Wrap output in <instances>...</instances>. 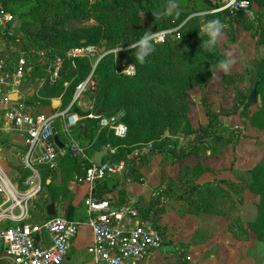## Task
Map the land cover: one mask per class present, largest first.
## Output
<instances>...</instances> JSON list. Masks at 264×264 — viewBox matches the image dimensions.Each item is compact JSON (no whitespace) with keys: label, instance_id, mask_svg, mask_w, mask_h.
I'll return each mask as SVG.
<instances>
[{"label":"rangeland","instance_id":"374dc122","mask_svg":"<svg viewBox=\"0 0 264 264\" xmlns=\"http://www.w3.org/2000/svg\"><path fill=\"white\" fill-rule=\"evenodd\" d=\"M58 1L47 9L41 4L32 9L38 0L4 2L17 16L15 34L26 40L35 34L53 42L61 39L55 38L56 34L67 40H85L98 27L107 28L95 41L104 51L116 50L108 54L112 55L117 81L105 110L123 108L130 123L128 135L118 142V154L111 161L127 159L132 164L127 176H116L109 182L130 184L131 188L144 185L143 197L148 200L154 192L167 197L158 198L163 212L157 213L163 243L155 250L159 251L157 261L264 264V3L253 4L257 12L254 21L244 14L212 13L216 8L207 1L218 0H176L179 15L170 16L161 14L169 0H159L164 6L153 0L154 6L139 14L129 1L134 13L123 14L119 21L113 15V19L105 16L100 21L93 8L95 0H88L86 11L82 7L79 15ZM213 19L224 24L223 36L206 52L201 43L207 36L200 28ZM148 20L153 32L164 30L156 29L160 23L177 30L187 23L179 41L162 47L154 42V51L140 64L129 45L138 40ZM34 51L35 47L29 46V56L33 57ZM227 53H231L233 63L224 72L217 63ZM122 60L132 73L124 72ZM30 84L42 86L39 82ZM56 88L50 98L64 92L63 81ZM254 89L256 102L250 104L247 100ZM27 91L31 93V89ZM89 105L83 99L75 112L83 116ZM99 105L103 108L102 102L94 101L96 108ZM218 114L208 136H202L199 128ZM76 132L75 128L72 136ZM108 145L104 147H113ZM6 165L13 182L21 184L17 165L13 161ZM61 169L67 174L61 176ZM83 172L84 167L70 156L62 158L53 171L40 170L42 188L30 201L28 222L43 221L49 204H53L54 215L72 217L69 207L76 187L82 184Z\"/></svg>","mask_w":264,"mask_h":264},{"label":"built area","instance_id":"2783aa9c","mask_svg":"<svg viewBox=\"0 0 264 264\" xmlns=\"http://www.w3.org/2000/svg\"><path fill=\"white\" fill-rule=\"evenodd\" d=\"M252 0H222L212 13L228 11L242 12L246 18H257ZM248 13H252L251 16ZM18 19L0 2V34H13ZM156 43L179 37L177 29L157 31ZM112 51H104L97 44L87 43L69 47L58 52L50 47L37 48L34 56L28 52H17L13 46L0 51V120L24 133V148L19 155V165L25 174L23 187L0 173V249L13 264H62L71 252L73 241L81 225L87 224L91 243L87 246L93 264H138L149 253L162 247L163 235L155 222L153 212L147 214L129 203L116 205L111 195H98V189L116 176H126L132 169L129 160L119 162L101 161L95 163L87 146L78 142L70 133L80 116L73 106L80 107L83 99L90 105L86 117L96 119L98 131L107 129L123 138L127 126L123 122V109L95 115L93 109L98 81L95 70L100 60ZM86 58L90 62L88 74L78 82L70 102L63 109L50 113L31 111L20 92L29 76L35 73L31 66L43 75L40 84H53L60 76L67 61L72 67L75 60ZM126 67V74L132 73ZM16 93V100L9 94ZM62 120L63 131L68 136L64 149L54 142L55 122ZM108 153L113 148L106 147ZM68 151L81 166L87 162L80 181L87 186L83 205L87 216L84 219H69L56 215L41 222H28L30 201L41 191L42 182L39 168L55 170ZM137 150L133 155L137 156ZM133 156H130L131 159ZM42 238H47L45 243Z\"/></svg>","mask_w":264,"mask_h":264},{"label":"trees","instance_id":"16d2710c","mask_svg":"<svg viewBox=\"0 0 264 264\" xmlns=\"http://www.w3.org/2000/svg\"><path fill=\"white\" fill-rule=\"evenodd\" d=\"M4 1L5 0H0V2L5 7H7V9H9ZM53 1L54 0H38V4L36 6H34L32 9L39 7L40 4L43 5L45 7V9H47L49 4H52ZM129 1L131 2L132 6L134 7L133 9H136V13H138V12L141 13V12L147 11V8L153 7L154 3H156L157 6H164V3L159 1V0H156L154 3L152 2L153 0H95V2L93 4V8L97 12L98 18L101 19L100 21H104V19H106L108 17L113 19L111 17V15L115 16L117 18V21H119V19L122 18L123 14L127 16L131 13H134V11H132L133 10L132 7L129 4L130 3ZM221 1L222 0H218V3L217 2L212 3L211 1H207V5L210 7L217 8L218 6H220ZM252 1L256 4H263L264 3V0H252ZM87 2H88V0H80L79 3H77L76 0H59L57 4L61 5L65 9L70 10L72 13H74L76 15H79L82 7H85L84 10L86 11L85 4ZM30 12H28L27 14L30 15ZM220 12H225L226 14H230L228 11H220ZM114 14H116V15H114ZM216 14H218V12ZM233 14L237 15V14H243V13L242 12H235ZM256 15H257V12H256ZM105 16H106V18H105ZM15 17H17V16H15ZM186 23L187 22H185V24ZM185 24L183 27H185ZM115 25H116V26H114L116 28L115 29L116 30L115 35H118L119 24L117 25V23H116ZM143 26H145L146 29L141 31L142 34H140L138 36V39L145 32L153 29L151 27V23L149 22V20ZM152 26H154V25H152ZM157 26H158V24L155 25V28ZM165 27H167V26H165L164 23H160L156 29L157 30L168 29ZM183 27L180 26L177 30V32L179 33L178 38L167 39L163 43H157V46L162 47V46H165V44L170 43L171 41H179L181 39V33H182L181 31H182ZM105 30H107L106 27H102V28L98 27L94 31V35L91 36L90 39L87 38L85 40H70V39L67 40V38L64 36L62 37L61 34H56L54 36L55 38H57V39L61 38L59 40V42H53L48 37L39 36V34L32 35L31 36L32 38H29L27 40L24 38L23 35L21 37H18L17 35L7 34V32L1 34V37H3V39L5 41V47L13 46V48L15 50H17V52H23V51L28 52V48L30 46V47H35V49L42 48V47H46V48L50 47V48L57 50L58 52L61 53L62 50H65V49L72 47V46L87 44V43L97 44L95 42L96 39H98L101 35H105L104 34ZM49 42H53L54 45L49 43ZM58 43L59 44L61 43L64 46L63 45H61V46L56 45ZM31 67H32V70H36L35 74L38 76V78H40L43 75L39 70H37L38 68H36L35 66H31ZM89 70H90V62L86 58L76 59L74 67H72L67 61H65L63 64V69H62V72H61L59 78L53 84H48V83L42 84V86L39 87V94L42 96V98H37V96H34V98H36V101H38L40 104H43V105L45 104V105H48L50 107H53V104H52V101H51V98L49 97V95L54 93L57 90V88H56L57 84L60 83L61 81H63L64 92L60 95V97H58L60 99V104L58 106L53 107L52 111H54L55 109H63L70 102L76 84L85 78V76L88 74ZM95 74H96V78L98 81V85H97V91H96V96H95L94 101L95 102L96 101L102 102L103 108L108 109V108H106V105L110 101V92L112 91V89H113V87L117 81V77L115 76L113 69H112V55L107 54L100 60V62L98 63V65L96 67ZM69 78L72 79L70 82L68 81ZM43 86H45V87H43ZM77 108L79 109V107L73 106L72 110L75 111ZM95 108L96 107L93 105V109H95ZM117 110H119V109H117ZM124 112H125V110H124ZM87 113L83 116H80V119L78 120L77 124L71 129V132H73V130L76 128L77 132L74 136H72L73 134L71 133V136L73 138H75L78 142L85 144L87 146V150L90 152L93 150H100L103 146H107L108 144L113 145V147H111V148H113L114 151L112 153H108V155L103 158V161L115 160L114 158L118 154L116 146H119L118 142L120 140L126 139V137L128 135V131H129L128 126H130V123L128 121V117L126 116V112H125V115L123 118V122L127 126V133H126V136L123 138L115 136L112 131H109L107 129H102V130L98 131L96 128V119L86 117ZM219 115L220 114L215 115L214 117H211L209 119V122L206 125L199 128L198 132H200L202 134V136H208V134L210 133L209 132L210 129L215 126V123H216V122H214L215 118L218 117ZM66 156H70L73 160H75L80 165L78 160L75 157L71 156V154L68 151H66V154L64 155V157H66ZM86 166H88L87 162L85 163V166H83V167L85 168ZM40 170L50 171V170H48L46 168H42V167L39 168V171ZM21 174L25 175L26 173L22 172ZM128 174H129V172L126 174V176ZM41 179H42V177H41ZM104 186H105V184L100 186L98 189L97 193L100 197H102L105 194V190L103 188ZM157 203H159L158 198H155L151 202V205L154 206ZM69 208H70L69 209V212H70L71 206ZM138 208H140V207H138ZM140 209L144 212V214H147V212L151 211L150 207H148V209H150V210H145L143 208H140ZM153 215H154V213H153ZM48 217H50V216H47L45 219H47ZM68 218L71 219V215H69ZM154 218H155V216H154Z\"/></svg>","mask_w":264,"mask_h":264},{"label":"crops","instance_id":"0c3cea01","mask_svg":"<svg viewBox=\"0 0 264 264\" xmlns=\"http://www.w3.org/2000/svg\"><path fill=\"white\" fill-rule=\"evenodd\" d=\"M17 30H13V35H16L15 33ZM5 47V41L3 37H1L0 34V50ZM34 75V76H33ZM37 77V78H36ZM31 80L28 84L27 87H23L22 91L20 92L23 100L25 101L27 107L33 111V112H44V113H50L53 110L54 105H59L60 104V99L59 98H51L53 107H50L48 105H43L40 104L38 101H36V98L34 96H37V98H42V96L39 94V87L34 85L32 86L30 83L31 81L39 82L40 79L35 73L31 74ZM28 82V80H27ZM26 82V83H27ZM42 85V84H41ZM25 86V85H24ZM27 89H31V93L27 91ZM85 100V99H84ZM83 101V100H82ZM81 107V106H80ZM41 110H40V109ZM38 109V110H37ZM56 111L58 109H55ZM55 131H56V136L57 138L64 144L66 143L65 140L68 141V137L66 133L63 131V124L62 120H57L55 122ZM74 131V130H73ZM73 133V132H71ZM70 133V135H71ZM66 138V139H65ZM24 147V133H22L20 130L16 129L15 127H12L9 124H6L4 121L0 120V173L4 175L6 178L11 179L9 176V170L7 167V163L10 165V161H13L17 165V169L22 173V169L19 165V155L22 152V149L20 150V147ZM53 171V170H50ZM68 171H65L64 169H61L59 174L61 176L66 175ZM11 173V172H10ZM25 175H22V183L17 184V186L22 189L23 187V178ZM199 184L201 182H198ZM162 187L165 189L166 185L163 184ZM105 190L104 195H111L113 197L114 203L116 205L119 204H124V203H129L132 204L136 207L143 208L145 210H150L148 207L151 208V212L154 213L155 216V222L158 225V217L157 213H160L163 215V212L161 210V201L157 203L156 205L152 206L151 202L155 198H163L167 199V197H162L159 193H152V200H148V198L143 197L144 196V189L145 186L143 187H136L133 186L131 188L130 184H125L121 185L115 183L111 184L109 181L105 183V186L103 187ZM164 189H161L160 191L163 192ZM76 194L73 197V200L71 202V213L73 214L71 219H84L87 216L86 209L83 205V201L86 197V191H87V186L82 183L75 189ZM154 194V195H153ZM103 195V196H104ZM150 195V196H151ZM161 200V199H160ZM182 204H185V197L183 199ZM156 211V212H155ZM65 214V213H64ZM57 216V215H56ZM64 217V216H62ZM68 218V217H66ZM45 243H48L47 238H42ZM91 243V233L88 225L85 223L81 225L79 232L77 236L75 237L73 241V246L71 249V252L69 253L68 257L62 264H93L92 259L90 255L87 252V246ZM161 251V250H160ZM158 252L159 251H153L149 253L141 262L138 264H160L159 261H157L158 258ZM0 264H13L10 259H8L4 254L3 251L0 249Z\"/></svg>","mask_w":264,"mask_h":264},{"label":"clouds","instance_id":"9594fccd","mask_svg":"<svg viewBox=\"0 0 264 264\" xmlns=\"http://www.w3.org/2000/svg\"><path fill=\"white\" fill-rule=\"evenodd\" d=\"M162 15H179L178 12V3L176 0H169L167 3ZM249 16L252 13H248ZM223 28L224 24L218 20L213 19L206 21L201 25L200 33L207 36L206 40H203L201 43V48L204 49L206 52L214 49L221 37L223 36ZM156 41V33L149 30L145 32L138 40L134 43L129 45V48L135 49L134 52V59L143 64L145 62V58L149 56L151 52L154 51V42ZM233 60L231 58V53L226 54V58L219 60L217 63V67L219 70L227 72L230 66L232 65Z\"/></svg>","mask_w":264,"mask_h":264},{"label":"water","instance_id":"95a60500","mask_svg":"<svg viewBox=\"0 0 264 264\" xmlns=\"http://www.w3.org/2000/svg\"><path fill=\"white\" fill-rule=\"evenodd\" d=\"M9 98L13 101L16 100V93L9 94ZM248 103L252 104L256 102V90L254 89L250 96L248 97ZM115 111V110H114ZM113 111L111 110H105L102 108L101 105H99L95 111V115H100L103 113H111ZM54 142L60 149H64V144L57 138L56 135H54ZM108 155V149L106 147H102L100 150H93L91 151V157L92 160L95 163H101L102 159ZM54 215V209H53V204H49L47 206V216H53Z\"/></svg>","mask_w":264,"mask_h":264}]
</instances>
